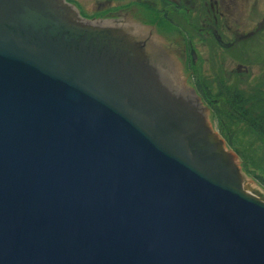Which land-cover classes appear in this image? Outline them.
I'll list each match as a JSON object with an SVG mask.
<instances>
[{
    "label": "water",
    "instance_id": "1",
    "mask_svg": "<svg viewBox=\"0 0 264 264\" xmlns=\"http://www.w3.org/2000/svg\"><path fill=\"white\" fill-rule=\"evenodd\" d=\"M252 181L140 27L0 0V264H264Z\"/></svg>",
    "mask_w": 264,
    "mask_h": 264
},
{
    "label": "flooded vegetation",
    "instance_id": "2",
    "mask_svg": "<svg viewBox=\"0 0 264 264\" xmlns=\"http://www.w3.org/2000/svg\"><path fill=\"white\" fill-rule=\"evenodd\" d=\"M262 4L264 0H94L92 10L87 12L79 1V6L90 16L87 18L134 24L151 35L175 67L181 70L184 81L191 82L189 85L195 90L194 80L202 87V82L194 74L198 65L197 46L204 51L209 49V52L213 42L222 53L241 54L238 42L253 35H264V20L254 25L255 17L250 15V21H244L241 13L247 10L253 14ZM173 35L177 39L168 42L167 38ZM231 61L236 64L238 72L247 71L243 59L232 58ZM200 65L203 66L202 63ZM208 87L204 85V88Z\"/></svg>",
    "mask_w": 264,
    "mask_h": 264
},
{
    "label": "rangeland",
    "instance_id": "3",
    "mask_svg": "<svg viewBox=\"0 0 264 264\" xmlns=\"http://www.w3.org/2000/svg\"><path fill=\"white\" fill-rule=\"evenodd\" d=\"M67 1L71 2V5H74L83 17H90L88 13L84 11L86 10L89 12L92 10L94 0ZM79 1L82 3V6H84L85 10L81 5L79 6ZM130 1L132 0H123V2ZM260 1L262 2V0ZM251 13L252 12L243 10L241 13L243 20L245 21L249 19L250 21V15H252L255 17L252 24L256 25L257 23L259 24V22H262L264 20V4L260 5L258 9H255L253 14ZM262 31L264 32V27ZM174 39H177L174 35L171 38H167L168 42H171ZM178 40L180 39L178 38ZM168 42H166V44H168ZM179 42L182 41L180 40ZM237 44L242 51L239 55H237L236 52L229 54H225L226 52L222 53L214 47L213 42L211 51L209 52V49L204 51L200 46H197L198 65L195 68L196 71L194 74L196 75L195 78H199L200 83L205 81L204 84L201 83L202 87H200V84H197V81L194 80L198 89H204V85H208L212 90V94L215 95L220 87L231 86L244 92L245 95H250L253 89H259L264 94V35H253L247 40L240 41ZM171 45L172 44L169 46ZM172 48L177 49L173 45ZM232 58L243 59L246 62L245 65L247 71L238 72L236 70V64H233L231 61ZM201 63L203 66L200 65ZM189 84H191V82H189ZM210 120L214 129L219 133L220 127L212 118L211 112ZM226 135H228L229 140L232 142L231 146L228 145L229 141L226 137L223 138L221 135L220 137L224 141H227V148L239 153V161H241V165L245 168L247 175L254 178V180L259 183L264 181V144L260 139L255 134L251 133L250 129L244 124H239L238 126L232 125L229 127V131ZM247 179L252 181L250 178ZM252 182L253 185L261 189L264 194L262 187H259L256 182Z\"/></svg>",
    "mask_w": 264,
    "mask_h": 264
},
{
    "label": "trees",
    "instance_id": "4",
    "mask_svg": "<svg viewBox=\"0 0 264 264\" xmlns=\"http://www.w3.org/2000/svg\"><path fill=\"white\" fill-rule=\"evenodd\" d=\"M198 89V87H197ZM219 91L213 95L210 87L198 89L203 101L208 106L212 118L219 125V134L229 140V127L244 124L251 133L255 134L264 144V94L259 89H253L250 95L231 86L220 87ZM239 157V153L233 150ZM241 167H243L241 165ZM247 177L245 168H242ZM251 178V177H249ZM254 180V178H251ZM260 180V179H259ZM264 189V181H256Z\"/></svg>",
    "mask_w": 264,
    "mask_h": 264
}]
</instances>
